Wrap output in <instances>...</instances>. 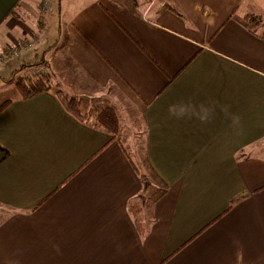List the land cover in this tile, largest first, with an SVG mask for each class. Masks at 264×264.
I'll use <instances>...</instances> for the list:
<instances>
[{"label":"crops","instance_id":"0c3cea01","mask_svg":"<svg viewBox=\"0 0 264 264\" xmlns=\"http://www.w3.org/2000/svg\"><path fill=\"white\" fill-rule=\"evenodd\" d=\"M37 11L0 0L3 79L43 57L50 84L0 103V264H264V0ZM181 99L212 105V118L169 117ZM106 107L116 134L96 123Z\"/></svg>","mask_w":264,"mask_h":264},{"label":"trees","instance_id":"16d2710c","mask_svg":"<svg viewBox=\"0 0 264 264\" xmlns=\"http://www.w3.org/2000/svg\"><path fill=\"white\" fill-rule=\"evenodd\" d=\"M16 89L21 98H27L32 96L35 93L48 90L50 88V84H48L44 79L40 78H22L15 82ZM57 95L61 94V92H57ZM61 102L63 107L69 112L71 115L84 118L86 115L80 112V105L79 101L74 97H69L67 95H60ZM4 104L0 105V109L3 107ZM96 123L108 129L112 133L118 132V118L115 114L114 110L110 107L103 108L100 112H98L95 116ZM8 150L5 149L0 145V161L4 160L8 156ZM155 179L160 183L158 177L156 176ZM165 193V190H160L156 192V195L153 196L150 201L152 202L155 199H158ZM130 210L134 217V224L137 230L141 233L142 232V225H141V218L139 216L140 207H136L131 205L130 203Z\"/></svg>","mask_w":264,"mask_h":264},{"label":"rangeland","instance_id":"374dc122","mask_svg":"<svg viewBox=\"0 0 264 264\" xmlns=\"http://www.w3.org/2000/svg\"><path fill=\"white\" fill-rule=\"evenodd\" d=\"M29 6L32 7L33 11H35L36 13H38L37 11V6L39 5L40 3V0H25ZM43 10V9H42ZM54 10H55V5L52 3V5H50L49 8H47V10H44L43 12H41V15H43V19L42 20L43 22H45L48 27H51V24L54 20ZM47 12L46 14H43ZM31 27V26H29ZM36 29V32H37V37H38V41H39V44L38 46L43 49L44 46H42L41 44V41H42V35L38 32V29L37 27L35 28ZM34 35H32L33 37ZM35 41H33V43L31 44V46L34 43ZM14 43H11L10 45H13ZM41 44V45H40ZM37 46L35 47H32V49H36ZM6 51H7V48H6ZM0 54H3L2 51L0 52ZM18 54L17 50H13L10 55L12 57H16ZM3 59V57H2ZM8 59V58H7ZM31 63V66L27 67V71H28V78H42L44 79L48 84V74H47V71H48V63H46V60L43 59V57H40L37 61L35 59H32L30 61ZM3 64L0 63V68ZM18 72V73H17ZM20 69L16 71V78L14 76V74L12 75V78H13V81H11V84L3 79L4 77V74H2V72L0 71V103H2L3 100L7 99V98H10L11 96H14L16 93H18L17 89H16V85H15V82L19 79H22V78H25V74H22L20 73ZM15 78V79H14ZM132 133H134V130H131ZM139 131V130H137ZM140 138V137H139ZM133 159H137L136 158V155L134 157V155L132 156ZM144 168V169H143ZM149 169H145V165H142V169H141V173H147ZM144 177H147V178H151V176L149 174H145ZM151 183V179L149 181H147V184H150ZM155 183V181H154ZM150 193V192H149ZM134 206H136L137 208L139 207V204L136 203L134 204ZM4 211H0V222L4 216Z\"/></svg>","mask_w":264,"mask_h":264},{"label":"clouds","instance_id":"9594fccd","mask_svg":"<svg viewBox=\"0 0 264 264\" xmlns=\"http://www.w3.org/2000/svg\"><path fill=\"white\" fill-rule=\"evenodd\" d=\"M169 117L174 119H192L195 118L201 123L208 122L213 115L214 108L212 105L204 103L196 104L193 101L181 99L168 105Z\"/></svg>","mask_w":264,"mask_h":264}]
</instances>
